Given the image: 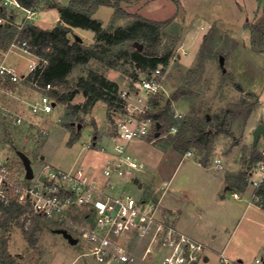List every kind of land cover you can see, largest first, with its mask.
I'll use <instances>...</instances> for the list:
<instances>
[{
  "label": "rangeland",
  "instance_id": "obj_1",
  "mask_svg": "<svg viewBox=\"0 0 264 264\" xmlns=\"http://www.w3.org/2000/svg\"><path fill=\"white\" fill-rule=\"evenodd\" d=\"M262 1H259L260 5ZM31 2L37 11L31 22L41 28L52 29L61 18L60 8L70 0ZM121 3L133 16L140 15L158 21L170 20L163 27L165 38L159 54L171 51V57L167 66L158 65L163 68L164 76L162 91L157 104H154L156 111L170 103L168 114L171 116L182 113L184 117L193 113L189 106H200L199 110H195L196 114H213L244 96L245 93L238 90L236 83L245 88L260 77L263 80L254 82L256 87L264 83V55L253 51L250 46L251 32L247 27L264 13L263 8L260 15L251 16L256 10V0H124ZM15 10L18 20H21L25 12ZM191 15L194 22L191 21ZM93 17L99 19L102 27L110 32L133 20V17L114 19V8L110 6L99 7ZM200 19L213 20L212 23L206 21L205 29L197 33L196 26ZM206 36L209 38L207 47L203 50L206 60L200 70L201 48ZM68 38L71 42L80 40L85 46H92L96 42L95 33L81 27H73ZM240 43L235 56L234 51ZM136 45L142 48V44ZM13 48L10 52L0 51V62L5 59L23 74H27L31 65L40 60L34 54L24 52L19 46ZM221 57H224L223 64ZM235 58L236 62H233ZM91 69L117 82L120 90L133 88L146 73L129 59L119 60L116 67L92 59L86 65L74 67L68 75L69 88H75L76 91L71 104L80 107L85 104L86 97L77 83L79 77H86ZM235 71H240L243 80L234 76H237ZM134 74L137 75L136 79ZM178 90L181 92L180 98L174 99ZM39 93L28 76L17 82L0 79V159L8 160L19 172L25 169L24 157L30 160L34 169L43 162L62 169L80 165L100 169L107 157L101 147L114 150L116 146L110 140V135L114 130L117 111L112 109L109 117L107 102L99 100L88 112L80 110L72 127H68L65 122L71 121L67 115L70 110L58 100L52 114L32 113L31 104ZM259 97L264 101V92ZM12 114L24 116L25 125L12 126ZM29 120L32 121L31 124ZM247 124L248 120L244 123L241 117L236 118L230 128L234 136L216 130L209 131L212 150L207 167L198 162L204 155L192 145L187 152L191 150L193 156L184 158L187 152L180 154L170 150L171 154L184 159L179 163L167 161L166 164L163 160V170L159 173L156 171L171 122H166L161 129L163 136L160 139L150 138L131 145L132 152L147 163L138 173L141 183L153 197L161 200L163 197L162 217L171 218L181 230H188L206 245L205 252L210 259L199 264H220L219 252L225 247L227 255L236 261L242 259V264H256L257 258L264 264V213L255 206L247 208L253 187L248 184L245 191L240 192L243 194L242 198L235 199L234 190L226 188L227 184L224 183L225 174H236L243 168H249L244 155L253 146V134ZM73 132L79 135L70 144ZM95 136L98 145L88 148ZM234 140L237 141L236 144ZM263 140L264 136H261L257 148L264 145ZM218 157L223 160L224 169L215 165ZM164 181L170 182L167 191L163 186ZM127 187L135 196L142 192L134 185L127 184ZM163 203L171 210L164 208ZM70 221L43 220L33 244L26 237L27 231L21 224L11 225L7 232L8 249L21 264H95L94 258L87 254V243L81 239V224ZM61 229L70 232L78 242L70 243L60 232ZM152 262L145 259L142 264Z\"/></svg>",
  "mask_w": 264,
  "mask_h": 264
},
{
  "label": "built area",
  "instance_id": "obj_2",
  "mask_svg": "<svg viewBox=\"0 0 264 264\" xmlns=\"http://www.w3.org/2000/svg\"><path fill=\"white\" fill-rule=\"evenodd\" d=\"M0 9L6 13L0 15V24L16 25L20 29L37 15L34 3L28 7L20 0H0ZM15 9L25 12L21 20ZM15 46L31 53L27 40H20L18 35L8 52ZM39 62H34L30 71L23 74L4 59L0 62V79L17 82L34 73L46 61L40 59ZM163 76V68L156 67L146 72L133 88L119 89V107L115 108L117 118L110 135L116 146L114 150L101 147L107 157L100 169L83 165L62 169L43 162L36 169L32 167L33 176L27 178L26 168L19 172L8 160L0 159V216L2 205L17 203L29 205V211L15 218L11 225L19 223L26 230L33 224L35 215L57 222L70 219V222L81 224V239L87 243V254L94 258L95 264H142L145 259L153 261L152 264H199L205 261L206 245L181 230L171 218L162 217V200L153 197L141 183L138 173L145 164L131 150L135 141L156 140L163 136L161 129L160 136H156L159 121L152 115L158 112L154 102L162 91ZM33 83L40 93L31 104L32 113L52 114L56 107V100L50 93L53 86ZM10 116L12 126L25 125L24 116ZM174 118L181 119L182 113H175ZM177 127L172 124L168 132L175 133ZM96 138L88 148L98 145ZM258 152L261 157L250 161L245 170L253 187L250 202L262 205L264 146ZM186 156H193V152L188 151ZM217 163L221 164V160ZM127 184L142 190L141 194L133 195ZM168 185L165 181L166 189ZM233 195L240 198L239 192ZM4 234L0 226V238ZM219 261L220 264H242L225 251L219 252ZM255 263L261 264V260L257 258Z\"/></svg>",
  "mask_w": 264,
  "mask_h": 264
},
{
  "label": "trees",
  "instance_id": "obj_3",
  "mask_svg": "<svg viewBox=\"0 0 264 264\" xmlns=\"http://www.w3.org/2000/svg\"><path fill=\"white\" fill-rule=\"evenodd\" d=\"M122 1L124 0H70L67 5L60 8L61 18L52 29L41 28L32 22L26 23L21 29L16 25L0 24V51L9 50L18 35L20 40H27L28 49L31 53L42 61H46L28 78L32 79V82H39V85L51 84L53 86L50 91L51 95L55 100L66 104L68 110H70L67 115L71 121L65 122L68 127H72L76 114L80 110L88 112L97 101L107 102L109 117L111 110L119 107L118 103L120 101L119 84L111 81L104 74L91 69L86 77H79L77 83V86L86 97L85 104L83 107L71 104L76 91L75 88H69L68 75L74 67L86 65L92 59H96L110 67H116L119 60L129 59L135 62L137 67L148 72L154 70L159 64L167 66L169 63L171 51H166L164 55H160L159 51L165 38L163 27L170 20L158 21L140 15L133 16L122 7ZM20 2L28 7L32 4L31 0H20ZM101 6L113 7L114 19L133 17V20L126 26L118 27L113 32L107 31L102 27L100 20L93 17V14ZM0 15H6V13L0 9ZM73 27L92 30L95 33L96 42L92 46H85L80 40L71 42L68 34ZM247 27L251 32L253 49L264 52V13L256 22ZM208 39V36H206L202 43L200 70L203 69V63L206 60L203 50L207 47ZM137 43L142 44V48H138ZM134 77L136 79L137 75L134 74ZM235 85L238 90L244 92V88L240 83ZM180 95L181 92L176 91L174 99H179ZM158 97L159 95L156 97L154 104H157ZM257 102L258 96L253 92H247L239 101L232 102L229 106H224L213 114L207 112L204 115H199L195 113V110H199L200 106H189L193 113L181 119H176L174 115L168 114L170 105L168 103L163 109L152 115L161 123V129L164 128L166 122L178 126L175 133L168 134L164 142L166 145H162L163 148L170 146L186 153L192 145H195L204 155L199 161L206 165L212 150L209 131L216 130L219 133L234 136L230 130L231 123L240 117L246 123ZM78 135L79 133H72L70 144L74 142ZM236 143L237 141L234 140V144ZM248 152L247 155H244L246 162L255 161L261 157L256 146H252ZM248 184L246 170H241L233 178H229L230 188L235 187L241 193L245 191ZM260 192L264 197V185ZM261 206L264 208V203ZM1 209L3 213L0 216V226L4 229L5 234L0 238V264H21L8 249L9 236L7 232L15 218L29 211V205L13 203L2 205ZM43 220L54 221L35 215L33 224L26 230V237L32 244L35 242V234L40 230V223Z\"/></svg>",
  "mask_w": 264,
  "mask_h": 264
},
{
  "label": "crops",
  "instance_id": "obj_4",
  "mask_svg": "<svg viewBox=\"0 0 264 264\" xmlns=\"http://www.w3.org/2000/svg\"><path fill=\"white\" fill-rule=\"evenodd\" d=\"M257 1V5H256V10L254 11V12H252V14H251V16L252 15H254L255 14V16L256 15H260V13H262L263 11V6L262 5H264V0L262 1V4L260 5L259 4V1L260 0H256ZM260 6V7H259ZM262 8V9H261ZM260 10V11H259ZM259 11V12H258ZM256 12L258 13V14H256ZM192 14V13H191ZM198 15V14H197ZM197 15H195V16H197ZM200 16V15H199ZM193 17V15H191L190 16V18H191V21L192 22H194L195 21V19H193L192 18ZM258 17V16H257ZM215 18V17H214ZM213 18V19H214ZM213 19H208L209 21H210V23H212V20ZM208 20H205V21H201V19H200V23H197L198 25L196 26V31H197V33H199L200 31H202V30H204L205 29V26H207V22L206 21H208ZM215 22V21H214ZM209 25V24H208ZM211 25V24H210ZM204 35V34H203ZM240 46H241V43L238 45V47L235 49V51H234V53H235V56H236V53H237V51L239 50V48H240ZM250 46L252 47V44H251V36H250ZM252 49H253V47H252ZM253 51H255L257 54H261V55H264V52H259V51H256V50H254L253 49ZM35 57H37L36 55H35ZM233 62H236V58L233 60ZM237 66L240 68V65H238L237 64ZM234 67V66H233ZM235 73H237V76L236 75H234L237 79L239 78L240 80H243L242 78V75H241V73H240V71H235ZM259 79H262L263 80V77H260V78H256V80L254 79V81H253V83H249V84H247L246 86L247 87H245L244 88V92L243 93H247V92H253L254 94H256L257 96H258V102H257V105H256V107L254 108V110L252 111V113H251V115H250V117L248 118V124H247V126H248V128L250 127V129H251V131H252V134H253V130L255 129V127L259 124V123H261V122H263L264 123V101H261L260 100V94H262L263 92H264V83H262V85H259L258 87H256V83H254V82H256V81H258ZM239 81V80H238ZM139 142H143V141H135V142H133L132 143V145L134 144V143H139ZM259 142H260V140H259ZM258 142V143H259ZM263 144H264V140H263ZM253 146H254V144H253ZM258 146V144L256 145V147ZM264 146V145H263ZM263 146H261V147H263ZM261 147H259V148H257L258 150L261 148ZM170 150H172V151H176V152H178V153H180V154H182V152H180V151H178V150H176V149H174L173 147H165L164 149H163V153H162V158H161V160H159V162L157 163V165H156V171H158V173H159V171L161 170H163L162 168H161V164H162V162H163V160L165 161V164H166V162L168 161V163L169 162H172V161H176L177 163H179V162H181L184 158H186V157H189V156H185L184 158H182L181 156L179 157V156H177L176 154H171V151ZM170 151V152H169ZM106 155V154H105ZM137 155V154H136ZM138 156V155H137ZM221 160V164H218L217 163V160ZM143 160V159H142ZM144 161V163H145V166L147 165V163H146V161L145 160H143ZM198 162H200V161H198ZM201 163V162H200ZM202 164V163H201ZM210 164V162H208L206 165H203L204 167H207L208 165ZM215 165L219 168V169H224V162H223V160L221 159V158H216V160H215ZM245 169L246 168H243V169H241V170H243V171H245ZM226 171V170H225ZM157 173V174H158ZM227 173V172H226ZM236 174H238V173H236ZM236 174H234V173H227V175L225 174V178H224V183L225 184H227L226 186V188H228V189H231V190H234V192H237V190H236V188L235 187H233V188H230V186H229V178H233V176L234 175H236ZM249 180V179H248ZM165 182V181H164ZM164 182H163V186H164ZM168 183H170V182H168ZM162 185V184H161ZM166 191H167V189H166ZM233 192V193H234ZM253 192V191H252ZM252 192H251V194H252ZM166 193V192H165ZM164 193V194H165ZM164 194H163V196H164ZM239 194H240V192H239ZM248 194V193H247ZM250 194V193H249ZM250 194V195H251ZM234 196V195H233ZM242 196H243V194H240V198H237V197H235L234 196V198L235 199H241L242 198ZM162 202H164L163 201V197H162ZM252 206H255V207H258V208H260L262 211H263V213H264V208L261 206V205H259V204H254V203H252V202H250V199H249V201H247V208H250V207H252ZM163 207L164 208H166V209H168V210H171L167 205H165L164 203H163ZM264 219V218H263ZM263 223H264V221H263ZM263 226H264V224H263ZM183 231H185L186 233H188L189 235H191V236H193L194 238H196L195 237V235L193 234V233H191V232H189L188 230H183ZM198 240V239H197ZM209 248H210V246H209ZM221 251H225L226 252V247L225 248H223ZM220 251V252H221ZM227 254V253H226ZM206 260L204 261V262H208L209 261V257L208 256H206ZM239 262H243L242 261V259H240L239 258V260H238Z\"/></svg>",
  "mask_w": 264,
  "mask_h": 264
},
{
  "label": "water",
  "instance_id": "obj_5",
  "mask_svg": "<svg viewBox=\"0 0 264 264\" xmlns=\"http://www.w3.org/2000/svg\"><path fill=\"white\" fill-rule=\"evenodd\" d=\"M221 64H223L224 62V57H221L220 59ZM208 118H210V116H208ZM161 123L158 122L157 123V128L158 131L156 133V136H160V129H161ZM212 130H210L211 132ZM261 136H264V123L261 122L259 123L255 129L253 130V144L254 146H256L261 138ZM24 164H25V168H26V176L27 178H32L33 176V169H32V165L31 162L28 158L24 157ZM60 232L69 240L70 243L72 244H76L78 242V239L75 238L70 232H68L65 229H61ZM207 259V258H206ZM205 259V260H206Z\"/></svg>",
  "mask_w": 264,
  "mask_h": 264
}]
</instances>
